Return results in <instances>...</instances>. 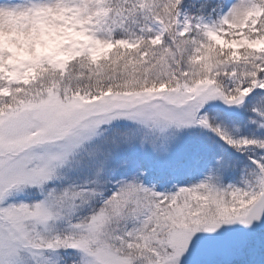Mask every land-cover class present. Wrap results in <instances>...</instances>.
Returning a JSON list of instances; mask_svg holds the SVG:
<instances>
[{"label": "snow or ice", "instance_id": "1", "mask_svg": "<svg viewBox=\"0 0 264 264\" xmlns=\"http://www.w3.org/2000/svg\"><path fill=\"white\" fill-rule=\"evenodd\" d=\"M0 264H264V0H0Z\"/></svg>", "mask_w": 264, "mask_h": 264}]
</instances>
